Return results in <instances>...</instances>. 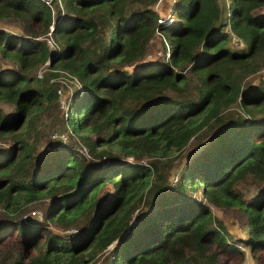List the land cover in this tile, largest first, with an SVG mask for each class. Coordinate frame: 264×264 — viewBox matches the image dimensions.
I'll return each instance as SVG.
<instances>
[{
  "label": "trees",
  "instance_id": "trees-1",
  "mask_svg": "<svg viewBox=\"0 0 264 264\" xmlns=\"http://www.w3.org/2000/svg\"><path fill=\"white\" fill-rule=\"evenodd\" d=\"M158 2L0 0V20H19L27 33L0 32V68H12L0 70V144L9 146L0 148V209L50 198L44 221L71 228L87 219L74 235L45 232L46 248L29 264H95L116 242L104 264H222L219 253L243 261L238 243L264 259V189L245 201L236 188L247 179L264 186V84L248 81L264 70V0H229L227 9L220 0H176L165 23ZM60 3L64 19L50 30ZM158 33L167 59L144 62ZM62 75L77 83L65 87ZM58 91L69 100L67 120ZM55 111L93 160L51 137L55 153L40 156L34 122ZM193 141L207 147L171 178ZM148 201L155 208L132 226ZM213 208L239 213L245 239L234 240ZM42 224L9 226L32 245ZM23 259L20 251L11 264Z\"/></svg>",
  "mask_w": 264,
  "mask_h": 264
},
{
  "label": "rangeland",
  "instance_id": "rangeland-1",
  "mask_svg": "<svg viewBox=\"0 0 264 264\" xmlns=\"http://www.w3.org/2000/svg\"><path fill=\"white\" fill-rule=\"evenodd\" d=\"M176 0H159V2L157 3V5L155 6V9L158 11L159 17L162 20V23L165 21H171V17L174 16L172 13V8H173V4L175 3ZM220 3L222 5H224V8L227 9V7L229 6V0H220ZM61 7V14L57 13V18H56V12L54 13V19L52 22V25H55L56 23H61L64 19L63 17V13L65 12V8L64 6L60 3L59 4ZM134 6H138V5H134ZM55 10L57 11V9L55 8ZM25 25L19 21V20H15V19H7V20H0V32L6 33V34H10V35H16V36H27V33L24 30ZM35 29H37V23L33 26ZM110 27L106 28V33L109 32ZM4 43V42H3ZM166 41L164 39V37L161 34H156V36L153 39V42L150 44V48L148 49L147 53H146V57L143 60L144 62H148V63H164L167 59V54H168V49L166 46ZM237 48V47H236ZM3 49V45L0 44V54L2 52ZM145 64V63H142ZM140 65H133L129 70L130 71H135ZM12 68L2 64L0 70L1 71H7V70H11ZM41 69V68H40ZM38 69L35 72V75L37 77H39V70ZM42 76V74H41ZM41 78V77H40ZM59 78H65L63 75L60 76ZM58 80V79H57ZM250 82H253L254 84L258 85L264 84V70L255 75L252 76L251 78H249ZM60 85V84H59ZM63 85V84H62ZM61 89V88H59ZM65 92L67 94H70V90L64 87ZM64 92V91H63ZM73 95V94H72ZM62 105V106H61ZM60 105V108H65V103L63 102ZM5 110V109H4ZM70 108H69V112H70ZM7 111H10L9 109H7ZM60 114L62 113L61 109H59ZM59 111H55V114L52 115V117L47 118V116L42 115L39 117L38 121L34 122V129L36 131V137L38 139H40V141L37 143V145L39 144L40 148L39 150L43 151L42 154H40V156H47V155H52L55 153L56 148L58 147L57 145L52 146L51 142H50V137H53L54 134H59L61 133L63 130H65L61 124H60V114ZM52 118V119H51ZM63 119L65 120V117L63 116ZM59 132V133H57ZM83 135H87L84 134V132L82 133ZM208 135L206 137L211 139V136ZM66 140L67 143V147L68 149L73 150L74 152H76L79 156V158L83 161H85L87 163L88 160H93L94 157L92 159H87L82 152L88 151L86 145L79 140L76 136H69L68 133L65 130V134L63 136ZM37 139V140H38ZM91 139H94V137L92 136ZM43 141V142H42ZM199 141H193L192 144H194V148L191 149V147L187 148L186 151L184 152L182 158L179 160V162L176 164V167L173 169L172 171V177L176 178L177 175L179 174V172L181 170L184 169V167H186V164L188 163V158L194 153V155L199 154L200 151H202V149L206 148L207 146H203V145H197ZM215 143V142H214ZM190 144V143H189ZM51 145V146H50ZM9 146L7 144H0V148L1 149H7ZM196 147V149H195ZM79 148L82 150L83 148H85L84 150H82V152H80ZM131 160V159H130ZM144 162V161H142ZM145 163V162H144ZM174 164V162H173ZM41 165V162H38L37 164L34 163L31 167L28 168V173L31 171H36V169ZM55 168V165L53 166V169ZM176 180H174L175 182ZM172 188V187H171ZM237 190H239L240 194L242 195L243 200L245 201H249L253 198H256L257 196L261 195L262 190L264 189V186L255 182H252L250 180H245V182L239 184L237 187ZM112 191V186L110 184H108L100 193V195L98 196L99 199L102 198V196L106 193H110ZM201 190H198V192L196 194H194V197L201 199ZM51 203V199L47 198L46 200H42V201H37V202H32L31 204H29L28 206L22 208L21 210L12 213L9 211H6L5 209H0V230H2L3 228H6L7 226H9V224L12 223H19L20 220H22V217L24 216L26 218L30 216V213L35 211V212H39L41 214V217L43 218L44 215H46V212L50 206ZM155 208V205L153 202L148 201L143 205V207H141V210L138 212L136 219L134 220L132 226L134 225V223H136L139 219H141L142 214H148L150 211H152ZM142 212V213H141ZM212 212L214 214V216L216 218H218L219 220H222L225 227L227 228L229 234L231 235L232 238H234V240H238V239H245V232L243 230V226L245 225V220L242 218V216L237 213L235 210H220V209H216L213 208ZM37 222H43L42 224V228L44 230V232L38 233V236L36 237L35 241L32 242V245L23 243L22 241V237L20 236L18 229H13L11 228V226L8 227V231L10 233H8V235H4L3 237L0 238V264L4 263V264H11L13 263L14 258L17 256V253H19L20 251L24 252V259H23V264H29L30 259L35 258L38 256V254L40 253V251H44L46 248V243H45V232L47 234V236L49 235H55V236H60V237H65L68 235H64L63 232L67 231V230H75V231H79L81 228H83L86 223H87V219L86 218H82L80 219V221H78V223L76 225H74V227L71 228H63L55 223H49L46 222L44 220L42 221H37ZM138 233V232H137ZM133 237H136V234H133ZM77 245V243H76ZM117 245V242L114 243L113 245H111L107 251H105V253L103 255H101L100 257H98V259L96 260L95 264H104V261L106 258H109L115 247ZM238 246L240 247V250H242V252L245 253L246 257L244 258V260H240L239 257H234L231 255H227L225 253H219V260L222 262V264H264V259H263V252H261L260 254H258V258L257 259H253L250 254L249 251L247 250V248L241 244L238 243Z\"/></svg>",
  "mask_w": 264,
  "mask_h": 264
},
{
  "label": "built area",
  "instance_id": "built-area-1",
  "mask_svg": "<svg viewBox=\"0 0 264 264\" xmlns=\"http://www.w3.org/2000/svg\"><path fill=\"white\" fill-rule=\"evenodd\" d=\"M47 4H50L51 3V0H44ZM53 17H54V14H53ZM54 19V18H53ZM50 30H52L53 29V25H51L50 27ZM48 36H50V34L48 35ZM45 41H46V43H47V45L50 47V48H53V47H55V44H54V42H53V40H51L50 38H46L45 39ZM48 63L49 62H47L46 63V65H48ZM41 74H43V70H40V72H39V78L41 77ZM65 78H58V80L57 81H59L61 84H63L65 87H67V88H69L71 85H73L74 83H77V80H75V79H71V80H68L66 77H68L67 75L66 76H64ZM61 91V90H60ZM60 91H58L57 92V94H58V96H59V98H60V100H59V109H61V111H62V114H63V116L65 117V120H67V118H68V116H69V108H70V105H69V100H67V101H65V100H63L62 98V94H61V92ZM65 103V108H60V105L62 104V103ZM62 106V105H61ZM64 134L65 133H61V134H54L53 135V137H51V139H53V140H60V141H62L63 143H68V142H66V140H65V138L63 137L64 136ZM85 148H83L82 150H84ZM80 150V152H82V150L81 149H79ZM82 154L87 158V159H92V157L90 156V154L88 153V151H86L85 152V154H84V152H82ZM27 219H33V220H35V221H42L43 220V218L41 217V214L39 213V212H35V211H33V212H31L30 213V216L29 217H27L26 216V218L23 216L22 217V220H27ZM77 232L78 231H75V230H67V231H64L63 232V234L64 235H71V234H77Z\"/></svg>",
  "mask_w": 264,
  "mask_h": 264
}]
</instances>
